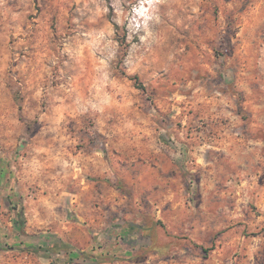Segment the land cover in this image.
Here are the masks:
<instances>
[{
    "label": "rangeland",
    "instance_id": "rangeland-1",
    "mask_svg": "<svg viewBox=\"0 0 264 264\" xmlns=\"http://www.w3.org/2000/svg\"><path fill=\"white\" fill-rule=\"evenodd\" d=\"M230 62L264 83V0H0V264H264L262 130L180 166Z\"/></svg>",
    "mask_w": 264,
    "mask_h": 264
},
{
    "label": "crops",
    "instance_id": "crops-1",
    "mask_svg": "<svg viewBox=\"0 0 264 264\" xmlns=\"http://www.w3.org/2000/svg\"><path fill=\"white\" fill-rule=\"evenodd\" d=\"M243 30L250 37L245 24ZM245 35H242L244 50L237 54L242 61L249 59L251 51L248 47L251 40ZM233 60L234 56L231 58ZM213 70L214 74L210 76L213 81L202 77L201 85L197 87L198 93L193 94L192 105L196 113L185 115L180 135L176 136L181 147L178 151L182 160L180 166L186 173L195 176V173L211 164L216 153L226 155L245 148L249 150L248 142L256 138V132L262 130L260 134L264 133V83L254 87V79L258 81L259 78L249 68H237L231 62ZM239 130L240 136L237 135ZM169 150L171 154L177 152L176 148ZM184 189H188V185ZM194 199L185 193L169 200L172 207L182 209L183 205L195 203ZM173 214L177 215L174 211L170 216Z\"/></svg>",
    "mask_w": 264,
    "mask_h": 264
},
{
    "label": "trees",
    "instance_id": "trees-1",
    "mask_svg": "<svg viewBox=\"0 0 264 264\" xmlns=\"http://www.w3.org/2000/svg\"><path fill=\"white\" fill-rule=\"evenodd\" d=\"M57 250L58 253L61 251H65L66 253H72L73 247L69 246V244L65 242H56L52 243L51 246H47L43 249V251L47 254L50 255L52 251ZM71 259H73L71 257Z\"/></svg>",
    "mask_w": 264,
    "mask_h": 264
}]
</instances>
